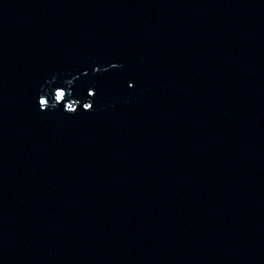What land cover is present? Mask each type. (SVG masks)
<instances>
[{"label":"water","instance_id":"water-1","mask_svg":"<svg viewBox=\"0 0 264 264\" xmlns=\"http://www.w3.org/2000/svg\"><path fill=\"white\" fill-rule=\"evenodd\" d=\"M0 264H264V0H0Z\"/></svg>","mask_w":264,"mask_h":264}]
</instances>
